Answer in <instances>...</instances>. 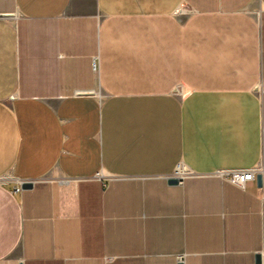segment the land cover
<instances>
[{
	"label": "crops",
	"instance_id": "obj_1",
	"mask_svg": "<svg viewBox=\"0 0 264 264\" xmlns=\"http://www.w3.org/2000/svg\"><path fill=\"white\" fill-rule=\"evenodd\" d=\"M262 163L264 0H0V264H260Z\"/></svg>",
	"mask_w": 264,
	"mask_h": 264
},
{
	"label": "built area",
	"instance_id": "obj_2",
	"mask_svg": "<svg viewBox=\"0 0 264 264\" xmlns=\"http://www.w3.org/2000/svg\"><path fill=\"white\" fill-rule=\"evenodd\" d=\"M189 173L184 170L183 166L179 164L173 174V177L181 181L184 177H186ZM257 174H260L262 180L264 179V164L258 165L256 168L251 170H217L214 172L215 176L227 180L230 183L236 184L238 186L244 187L245 183L249 180H253ZM19 187L15 189L14 192L18 191ZM260 264H264V249L261 252V262Z\"/></svg>",
	"mask_w": 264,
	"mask_h": 264
},
{
	"label": "water",
	"instance_id": "obj_3",
	"mask_svg": "<svg viewBox=\"0 0 264 264\" xmlns=\"http://www.w3.org/2000/svg\"><path fill=\"white\" fill-rule=\"evenodd\" d=\"M256 181H257V184H258V185H261V183H262V177H261L260 174H257V175H256ZM169 182L175 184L176 182H178V179L175 178V176H174L173 178H170V179H169ZM31 186H32V183H31V182H28V181H23V182L21 183V188H29V187H31ZM255 260H256V262H260V254H257V253H256V255H255ZM178 264H182V262H179Z\"/></svg>",
	"mask_w": 264,
	"mask_h": 264
}]
</instances>
